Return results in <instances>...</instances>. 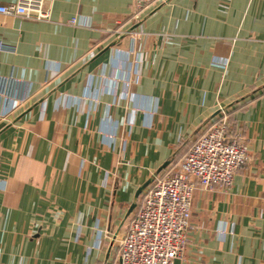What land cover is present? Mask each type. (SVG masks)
<instances>
[{
	"label": "crops",
	"instance_id": "obj_1",
	"mask_svg": "<svg viewBox=\"0 0 264 264\" xmlns=\"http://www.w3.org/2000/svg\"><path fill=\"white\" fill-rule=\"evenodd\" d=\"M133 4L0 14V78L19 80L16 106L0 100V264H120L139 190L180 166L220 108L250 158L230 188L196 190L174 264H264V0H167L137 26Z\"/></svg>",
	"mask_w": 264,
	"mask_h": 264
},
{
	"label": "built area",
	"instance_id": "obj_2",
	"mask_svg": "<svg viewBox=\"0 0 264 264\" xmlns=\"http://www.w3.org/2000/svg\"><path fill=\"white\" fill-rule=\"evenodd\" d=\"M166 1L134 0L132 23L138 25L147 11ZM0 14L34 22L49 21L51 16L45 9V0H19L0 6ZM69 23L83 25L76 18ZM109 32L131 39L140 35L135 30ZM123 54L128 56L132 52ZM17 82L18 79L0 78V100L4 101L8 112L16 106L10 89ZM228 123V110L220 108L193 142L179 170L164 177L154 176L120 240V264H174L176 259L185 256L196 190L216 192L230 188L236 174L250 158L243 130L231 131ZM106 233L99 235L100 245Z\"/></svg>",
	"mask_w": 264,
	"mask_h": 264
},
{
	"label": "trees",
	"instance_id": "obj_3",
	"mask_svg": "<svg viewBox=\"0 0 264 264\" xmlns=\"http://www.w3.org/2000/svg\"><path fill=\"white\" fill-rule=\"evenodd\" d=\"M229 111H230V110H228V122H229L228 125H229L231 131H235V129H234L233 127H231L232 125L230 124V121H229V115L231 114ZM192 144H193V142H192ZM192 144L190 145L188 151L186 152V155L189 153V150H190ZM186 155H185V157H186ZM184 159H185V158H184ZM184 159H183V160H184ZM179 168H180L179 166H175V167L167 168L166 173L163 174V175H160V177H164V176H166V175H168V174H170V173H174V172L178 171ZM142 197H143V196H142ZM133 217H134V215H133ZM132 219H133V218H132ZM132 219H131V221H132Z\"/></svg>",
	"mask_w": 264,
	"mask_h": 264
},
{
	"label": "water",
	"instance_id": "obj_4",
	"mask_svg": "<svg viewBox=\"0 0 264 264\" xmlns=\"http://www.w3.org/2000/svg\"><path fill=\"white\" fill-rule=\"evenodd\" d=\"M109 48H107L105 51H108ZM169 165V162H166L159 171H161L162 169H165L167 166ZM153 179L149 180L140 190L139 192H142L144 189H146L148 187V185L152 182ZM134 207V206H133Z\"/></svg>",
	"mask_w": 264,
	"mask_h": 264
},
{
	"label": "rangeland",
	"instance_id": "obj_5",
	"mask_svg": "<svg viewBox=\"0 0 264 264\" xmlns=\"http://www.w3.org/2000/svg\"><path fill=\"white\" fill-rule=\"evenodd\" d=\"M119 244H120V242H119Z\"/></svg>",
	"mask_w": 264,
	"mask_h": 264
}]
</instances>
